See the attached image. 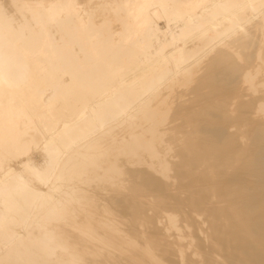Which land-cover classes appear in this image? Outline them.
<instances>
[{"label":"bare ground","instance_id":"6f19581e","mask_svg":"<svg viewBox=\"0 0 264 264\" xmlns=\"http://www.w3.org/2000/svg\"><path fill=\"white\" fill-rule=\"evenodd\" d=\"M0 264H264V0H0Z\"/></svg>","mask_w":264,"mask_h":264}]
</instances>
